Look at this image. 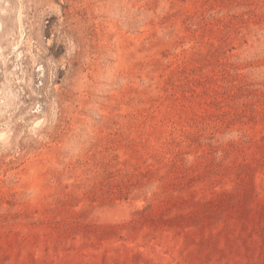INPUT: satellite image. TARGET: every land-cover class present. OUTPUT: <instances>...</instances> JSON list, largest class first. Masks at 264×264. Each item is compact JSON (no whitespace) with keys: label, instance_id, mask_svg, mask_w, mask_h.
<instances>
[{"label":"rangeland","instance_id":"rangeland-1","mask_svg":"<svg viewBox=\"0 0 264 264\" xmlns=\"http://www.w3.org/2000/svg\"><path fill=\"white\" fill-rule=\"evenodd\" d=\"M0 264H264V0H0Z\"/></svg>","mask_w":264,"mask_h":264}]
</instances>
